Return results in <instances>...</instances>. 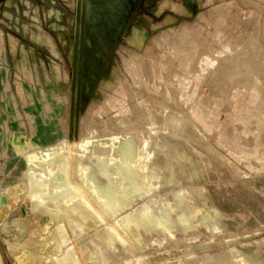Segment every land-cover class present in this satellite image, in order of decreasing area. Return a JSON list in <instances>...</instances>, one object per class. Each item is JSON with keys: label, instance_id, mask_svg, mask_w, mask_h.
Instances as JSON below:
<instances>
[{"label": "rangeland", "instance_id": "rangeland-1", "mask_svg": "<svg viewBox=\"0 0 264 264\" xmlns=\"http://www.w3.org/2000/svg\"><path fill=\"white\" fill-rule=\"evenodd\" d=\"M192 1L142 0L115 49L110 75L88 104L73 114L75 0H0L4 264H26L23 257L27 264H264V0H242L220 11L196 0L200 4L193 16ZM183 32L176 46L174 39ZM139 107L152 108L154 113H181L199 131L193 126L189 141L176 147L186 148L192 164L175 162L178 183L174 185L151 177L154 173L146 160L150 178L142 189H152L136 191L135 182L144 174L136 171V163L126 166V183L119 190L130 201L124 200L125 207L117 211L112 203L102 205L97 195L90 194L92 178L101 196L114 198L95 157L88 155L92 177L86 180L74 166L73 149L67 154L56 149L64 140L67 144L85 141L93 152L97 143H112L114 136L118 153L126 143L123 140L132 135L119 132L121 128L110 118L118 120ZM165 113L160 118L167 122L165 131L179 133L189 127L186 119ZM167 117L180 118L182 129H177L179 122L172 126L175 122ZM151 138V144H160ZM43 140L46 147L41 148ZM23 144L30 147L22 150ZM32 148L44 160L50 159L48 152L54 153L58 164V183L63 185L56 188L57 211L67 218L52 226L54 234L60 233L61 248L60 239L53 240L50 234L45 237H50V247L38 248L29 235V250L22 245L14 250L2 235L1 227L13 212L29 228L35 218L50 223L47 210L32 212V202L24 197V183L32 171L25 152ZM64 159L68 165H61ZM20 187L24 192L17 191ZM62 191H68V196H62ZM76 192L84 194L95 210L80 205L83 217L71 222L75 202L70 201ZM21 204L25 214L19 210ZM35 228L43 230V226ZM95 252L101 259L87 261Z\"/></svg>", "mask_w": 264, "mask_h": 264}, {"label": "bare ground", "instance_id": "bare-ground-1", "mask_svg": "<svg viewBox=\"0 0 264 264\" xmlns=\"http://www.w3.org/2000/svg\"><path fill=\"white\" fill-rule=\"evenodd\" d=\"M166 114V113H165ZM171 114V113H170ZM168 114H166L167 116ZM169 116V115H168ZM178 117V116H176ZM174 117V118H176ZM173 118V119H174ZM181 118V117H180ZM178 118V119H180ZM167 119H171L172 118H168ZM176 120L174 119L172 123V126L176 125V123H178L180 120ZM122 120V119H120ZM166 120V119H165ZM123 121V120H122ZM182 121V120H181ZM169 122V123H170ZM164 123H167L166 121H164ZM163 123V124H164ZM183 123V122H182ZM165 125V124H164ZM168 125V124H167ZM171 126V124H170ZM179 127L175 126V128L177 127V129L179 128L180 130L182 128H180V122H179ZM183 126V125H182ZM123 127V126H122ZM182 131H184V129H182ZM120 132V131H119ZM181 132V131H180ZM115 133V132H114ZM141 134V133H140ZM142 135V134H141ZM164 135V134H163ZM140 136V135H139ZM109 137V136H108ZM146 137V136H145ZM113 140L112 143L110 142H100L97 143L94 147V151L90 152L88 145L85 141H81V142H74L71 144H67L66 140H64L59 147L56 150H59L61 153L67 154V152L71 149H73V151L75 152V154L77 156L74 157V166L76 168L80 169V173L83 176V178L86 179V177L90 178L91 174H90V163H89V159H88V155L89 156H94L97 164L99 165V172L108 179V184L105 186H111L113 189V194H112V200L110 201L109 199H106L104 196L100 195V192L97 190L96 185L94 183V180H92V178H90L91 180L89 181L90 183V194L93 195H97L98 196V200L100 201V203H102V205H106L108 203H112L117 211H121L124 207H125V203L124 200L126 202H129L130 199L128 197V195H125L124 192H122L121 190H119V187L121 185H124L126 183L123 175H124V171L126 170L125 167H129L131 165V163L133 164L134 162H132V160L129 157H125V155H129L132 153H129V151L125 148L120 149L118 153L121 154L122 150H123V154L124 157L122 156V154L119 157V154L117 153L116 150V145L118 143V140L116 138H114V136L112 137ZM151 137L150 138H145L143 144L141 145V147H139L137 153H135V155L137 156L136 158V171H140V176L143 173L144 175L142 176V179H140V181H138V186L140 185L142 188V184L146 181L145 179L150 178V176L152 177V175H154V177H156V173L154 171H152L154 174L150 175V172L147 171V167H145L144 164V159L146 157V152H148L150 150V147H152L154 144L151 141ZM143 140V137H142ZM160 149V144L156 143ZM118 146V145H117ZM123 146V145H122ZM138 146V145H137ZM30 146L23 144L20 146V148L22 150H26L28 149ZM66 147V148H65ZM118 148V147H117ZM157 148V147H156ZM65 149V150H64ZM119 149V148H118ZM132 150V149H131ZM130 150V151H131ZM55 152V151H54ZM155 153V152H154ZM57 154V153H56ZM48 157H50V159H43V157L39 154V152L36 151L35 148H32V152H25V157L28 161V164L31 165L32 167V171L30 178H28L27 183L25 182L24 184L26 185V192L24 194V197L26 196V199H30V201L32 202V208L30 209L32 212H37L40 208H44L47 210V213L50 214L49 216V224L43 227V230L41 231H37L35 226L37 225V223L39 222V219L35 218L32 222V224H34V226L30 227L25 224L23 221H20L18 219L14 220L13 222H11V226L6 225L5 223L2 225L1 229H2V235L4 236V240L5 242L8 244L9 248L14 249L16 247L19 246H23L25 248H27L29 250V246L32 245L31 240L29 239V235L30 237H32V239H35V244H37L38 248H42L45 249L48 246L50 247L51 242L48 241V239L51 237L53 240L56 239L58 240V238L60 239V242L58 243V247L61 248L62 245V239L60 237V233L57 231L54 234V226H52V222H57L60 221L63 218H67L66 215H64L63 213H60L59 211H57V201L58 198L56 196V188L59 186H62L63 183H58V177H57V166L58 164L53 160L54 159V153L52 152H48L47 153ZM64 155V154H63ZM62 155V156H63ZM66 157V156H65ZM72 157V156H71ZM61 158V157H60ZM59 158V159H60ZM150 158V157H149ZM148 158V159H149ZM152 158V157H151ZM158 160V159H157ZM156 161V160H155ZM92 162V161H91ZM150 162V161H149ZM60 163V162H58ZM73 163L71 165H73ZM156 163V162H155ZM69 161L68 159H64L61 162V165H68ZM158 164V162H157ZM154 165V164H153ZM73 166V167H74ZM158 166V165H157ZM34 167H37L38 170L40 172L36 173L34 170H36L37 168L34 169ZM149 167V166H148ZM72 168V167H71ZM156 169V168H155ZM74 170V169H73ZM153 170V169H152ZM92 171V170H91ZM60 172V171H59ZM79 172V171H78ZM93 172V171H92ZM128 172V171H127ZM98 173V172H97ZM146 173V174H145ZM74 174V173H73ZM79 174V173H78ZM150 175V176H149ZM100 176V174H99ZM98 176V177H99ZM139 176V177H140ZM26 177V176H25ZM29 177V176H28ZM92 177V176H91ZM97 179V178H96ZM75 180V179H74ZM87 180V179H86ZM24 182V181H23ZM154 182V181H153ZM152 182V183H153ZM156 182V181H155ZM162 182V181H161ZM136 183V182H135ZM73 184V183H72ZM78 184V183H77ZM103 184V183H102ZM156 184V183H154ZM150 185H152L150 183ZM70 186V185H69ZM74 186V184H73ZM104 186V187H105ZM153 186V185H152ZM61 188V187H60ZM69 188V187H68ZM72 188V187H70ZM63 189V188H62ZM66 189V188H65ZM150 190L152 189V187L149 188ZM70 190V189H69ZM68 190V191H69ZM142 190V189H141ZM17 191H23L24 192V188L20 187ZM59 191V190H58ZM60 192V194L62 196H68L67 192ZM137 191V190H136ZM22 192V193H23ZM71 192V191H70ZM11 193V192H9ZM17 194V193H16ZM15 194V195H16ZM21 194V193H20ZM58 194V193H57ZM71 194V193H70ZM104 194V193H103ZM10 195V194H9ZM16 197V196H15ZM25 199V198H24ZM62 199V198H61ZM5 202L6 200L8 201V199H4ZM12 200V199H11ZM10 200V201H11ZM67 200V199H66ZM95 201V200H94ZM24 202V201H23ZM22 202V203H23ZM71 203L75 202V206L73 207V211H72V218L70 219L71 222L73 221H80V219L83 217V215L81 214V211L79 210L80 205L84 206L88 205L91 207L92 210H95V207L93 204H91L90 200L88 198H86L84 196V194L78 193L76 192V195L74 197H72ZM13 204V203H12ZM62 204V202H61ZM63 205V204H62ZM68 206V205H67ZM63 208V207H62ZM70 209V208H69ZM111 209V208H110ZM10 211V209H9ZM9 211L7 213V215L9 214ZM69 211V210H68ZM12 212V211H11ZM10 212V213H11ZM110 212V211H109ZM111 214V213H110ZM69 215V214H68ZM66 216V217H65ZM166 216V215H165ZM69 217V216H68ZM71 217V216H70ZM152 218V217H151ZM67 220V219H66ZM109 220V219H108ZM152 220V219H150ZM9 223V222H8ZM41 224H45L41 222ZM148 224V223H147ZM149 225V224H148ZM13 227H14V233L13 232ZM86 227V226H85ZM35 228V229H32ZM118 228V227H117ZM32 229V230H31ZM109 229V228H108ZM31 230V231H30ZM30 231V232H29ZM53 231V232H52ZM118 233V232H117ZM52 235L49 238H45L47 235ZM12 236L13 240H10L8 237ZM134 236V235H133ZM136 236V235H135ZM118 239V238H117ZM134 239V238H133ZM124 240V239H123ZM58 242V241H56ZM53 243V242H52ZM110 245L111 243H113V241H109ZM54 244V243H53ZM19 249V248H18ZM15 250V249H14ZM20 250V249H19ZM24 250V249H22ZM21 250V251H22ZM63 250V249H62ZM13 251V250H12ZM25 251V250H24ZM63 252V251H62ZM27 253V251H26ZM98 252L95 253H91L89 255V258L86 259L89 262H93L96 260L101 259L102 255L97 254ZM21 254V253H20ZM23 254V253H22ZM30 256V255H29ZM26 260V264L28 263V260L26 257H23ZM84 260V259H83ZM29 261H30V257H29ZM85 261V260H84ZM86 262V261H85ZM87 263V262H86ZM0 264H4V260L0 251ZM31 264V263H30ZM168 264V263H167Z\"/></svg>", "mask_w": 264, "mask_h": 264}, {"label": "flooded vegetation", "instance_id": "flooded-vegetation-1", "mask_svg": "<svg viewBox=\"0 0 264 264\" xmlns=\"http://www.w3.org/2000/svg\"><path fill=\"white\" fill-rule=\"evenodd\" d=\"M141 1L75 0L70 75L73 114L88 104L110 75L115 49Z\"/></svg>", "mask_w": 264, "mask_h": 264}, {"label": "crops", "instance_id": "crops-1", "mask_svg": "<svg viewBox=\"0 0 264 264\" xmlns=\"http://www.w3.org/2000/svg\"><path fill=\"white\" fill-rule=\"evenodd\" d=\"M241 1L242 0H201L202 4H205L208 7H211V9L217 8L219 11L221 8H224L225 5L239 4L241 3ZM199 4H200L199 1H196V0L192 1V5H191L192 16L194 15L193 13L195 11L194 9H197V10L199 9ZM178 34L179 36H177V39H174L176 46L178 45L180 41L179 39L182 40L183 36L185 35L184 32L178 33ZM184 66H185V62L182 63V67ZM165 112H169V113H172L173 115L180 116L186 119L189 122V127L185 131H182L179 133L173 129H170L169 131L168 130L165 131L166 125H164L160 119ZM136 113L139 114L138 118L134 117ZM130 116L132 118H130ZM110 119H112L115 124L119 125V127L121 128L120 132L128 133L132 135L131 137L127 135L129 140H123V144L126 142L123 145V148H126L129 151V153H132V154H129V158L134 163H136V159H137L136 158L137 156L135 155V153H137L139 147H141L145 138L155 137V139H159V143L161 146L160 149L158 145L155 143L152 147H150V150L146 152V157L144 159V163L147 160V163H149L151 169H153L152 171L156 173V177L159 179V182H161L162 181L161 179L164 178V181H162L163 184L174 185L178 183L177 168L175 166V162L177 160L182 159L188 164L190 165L192 164V160L189 154L187 153L186 148L183 147L180 150H176V147L181 143V141H183L184 143L189 141L190 135L194 131L193 126L195 127V130L197 131L199 130L194 125L191 119L184 117L181 113L171 112V111H160V112L154 113V110L152 108L139 107L132 114L125 113L118 120H115L113 118H110ZM120 119H122L123 121ZM41 132L48 133L50 132V130L42 129ZM142 137H143V140H142ZM44 141L45 140L41 142L42 143L41 145L39 144V147L40 146L41 148L46 147L45 146L46 142ZM162 172H164L166 175L160 176V173ZM137 182L134 185L135 187L133 188L137 189V191H141L142 188L140 185L138 186ZM142 190L149 191V189H142ZM46 225H47L46 223L41 224V222L39 221L36 226L39 229H41L42 226L44 227Z\"/></svg>", "mask_w": 264, "mask_h": 264}, {"label": "water", "instance_id": "water-1", "mask_svg": "<svg viewBox=\"0 0 264 264\" xmlns=\"http://www.w3.org/2000/svg\"><path fill=\"white\" fill-rule=\"evenodd\" d=\"M19 210H20V212H21L22 214H25V213H26V211H25V206H24L23 204L19 205ZM9 219H10L9 221L5 222V224H6V225H9V226H11V224H12L11 222H13L14 220H16V219L19 220V218H17V213H16V212L11 213ZM8 222H9V223H8ZM1 231H2V229H1Z\"/></svg>", "mask_w": 264, "mask_h": 264}]
</instances>
